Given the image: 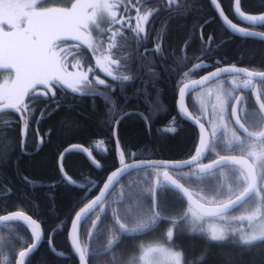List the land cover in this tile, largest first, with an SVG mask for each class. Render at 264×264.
<instances>
[{"label": "trees", "instance_id": "obj_1", "mask_svg": "<svg viewBox=\"0 0 264 264\" xmlns=\"http://www.w3.org/2000/svg\"><path fill=\"white\" fill-rule=\"evenodd\" d=\"M218 2L227 15L231 13L233 0ZM138 3L139 0H128L117 17L120 22L107 21L99 37L98 49L102 58L99 63L89 48L72 41L63 42L66 56H62L61 61L64 71L75 76L79 72H82L79 76L87 74L85 83L90 91L80 93L57 86L54 98L36 97L29 114L23 151L19 125L16 124L21 119L20 114L14 109L0 107V215L23 211L40 224L44 235L43 242L28 256L25 264H78L67 239L71 219L97 194L98 185L120 162L132 160V155L146 156L136 159H184L186 157L179 156L190 148L193 150V128L183 125L172 136L161 132L159 127L165 115L174 111V81L178 66L181 63L183 67L187 66L204 53L208 35L211 34L214 40L210 49L219 60L242 61L259 70L264 69L263 46L257 41L229 36L209 0H169L170 4L165 5L163 0H147L146 7L160 8V11L150 16L147 30L141 34L133 31L137 26L134 7ZM169 7L171 11L167 10ZM242 7L246 14H256L264 9V0H242ZM144 10L147 9L141 12ZM160 37L162 51L155 49L141 53L154 43L158 45ZM104 65L117 79L102 70ZM124 76L130 80H123ZM96 79H103L106 84L99 85ZM124 113L118 135L127 155L121 161V149L117 151L113 140V125ZM41 138L43 144L38 150ZM101 140L105 143L99 144ZM70 145L83 147L88 155L70 150L63 157L68 176L82 185L80 188L65 182L58 169V157ZM92 159H96L101 167H95ZM148 177L142 179L147 180L148 190L143 187L141 177L133 174L116 185L100 208L104 211H98L100 218L87 243L89 225L81 227L80 240L87 252L88 264H109L114 259L130 264L142 247L166 239L171 224L177 229L188 219L183 201ZM131 192L145 198L146 206L136 214H125L117 199ZM161 210H168L169 216ZM114 220L123 221L127 228L135 227L136 230L117 232ZM157 221L159 224L152 229ZM145 222L147 229L137 227ZM3 226L6 229L0 227V259L5 255L8 264H13L17 250L22 243L31 242L32 235L21 222ZM110 230L116 231L111 245L108 244ZM180 232L169 245L182 252L184 264H264V239L247 245L214 243L192 233L183 235L185 233ZM50 235L54 250L63 257L48 247Z\"/></svg>", "mask_w": 264, "mask_h": 264}, {"label": "rangeland", "instance_id": "obj_2", "mask_svg": "<svg viewBox=\"0 0 264 264\" xmlns=\"http://www.w3.org/2000/svg\"><path fill=\"white\" fill-rule=\"evenodd\" d=\"M41 2L43 3L44 0H41ZM81 2L82 0H45V6L38 7L35 5V0H0V26L3 29L0 31V64L3 63L6 55H14L21 62L44 71H59L63 78L71 84V86H58L71 91L75 88V91L80 93H88L90 88L85 83L87 80H78L83 76H79L82 72L75 76L73 74L69 75L63 69L64 63L62 64L61 59L62 56H66L63 54L65 49L63 42L72 41L84 46V48H89L93 53L94 60L97 62L102 59L98 49L100 45L99 37L107 21L112 19L101 13L95 21L89 22L86 28L76 31L75 24L78 20L76 9ZM127 2L128 0H116L118 14L121 13V8ZM69 7L73 9L71 13L66 11ZM4 71L11 72L12 69L10 67H6L4 70L0 69V83L5 78L3 76ZM260 167H264V165H259L258 171ZM147 174H150V177L155 176L152 172L147 173L145 171H139L134 175L141 177L142 180ZM209 174L185 179L187 185L192 184L194 189V191L191 190L192 193L197 195V198L199 196L198 199L202 201L218 203L243 190L244 181L240 179L239 175H235L231 171L226 176H221L219 172ZM150 177L148 178L152 182ZM259 181V192L264 194V174L259 176ZM141 183L145 189H149L147 180L144 179ZM157 183L162 184L163 182L160 180ZM117 200L120 201L121 209L125 214H136L146 206L145 198L133 192ZM257 206H261L264 210V200H261L254 192L239 209L216 219H201V217L197 219L193 212L186 208L188 219L183 220L181 225L177 226V229L171 224L167 231L172 229L174 235L178 234L179 231H182L181 234L185 233L183 235L192 233L195 236L204 238L207 242L253 244L264 238L248 243L242 241L250 240L253 236H259L264 232V216L259 220L258 216L256 219H239V217L248 216L250 211ZM161 211L169 216L168 210ZM174 221V224H176V220ZM213 233L223 236L224 239L211 241L209 237ZM166 240L168 242H165ZM169 243H174V241L166 237L164 240L142 247L137 258L132 260L130 264H175V258L169 257L166 253H175L180 250L169 245ZM151 248H162L166 252H148ZM146 252H148V255L145 257ZM179 259L180 264H184L183 254Z\"/></svg>", "mask_w": 264, "mask_h": 264}, {"label": "snow or ice", "instance_id": "obj_3", "mask_svg": "<svg viewBox=\"0 0 264 264\" xmlns=\"http://www.w3.org/2000/svg\"><path fill=\"white\" fill-rule=\"evenodd\" d=\"M212 4L215 5L217 8L220 7L219 4H217V0H211ZM147 0H139V3L134 7V10L137 12V15L135 17L137 21V26L133 30L135 33H144L146 32V25L149 21L150 16H154L157 12L160 11V8L152 9L150 7H146ZM164 5L170 4L169 0H163ZM35 5L38 7L45 6V0L42 3L41 0H35ZM142 9H147L141 12ZM168 11H171V8L169 7L167 9ZM66 11L72 12L73 9L71 7L67 8ZM235 11L236 13L245 21H249L253 24L257 22L264 23V14H261L259 16L255 15H249L246 14L242 7V0H235ZM76 13L78 16L77 23L75 24V30L79 31L81 28H86L89 24V22H93L96 20V18L101 14H105L106 16L110 17L112 20L116 22H120L117 20V17L119 16V12L117 10V3L116 0H82V2L78 5L76 9ZM221 16H224V13L220 12ZM225 23H229L227 18H225ZM233 31L240 32L243 35H249L248 32H246L244 29L240 28L238 29L236 25L231 24L230 25ZM2 26H0V31H2ZM156 51H162V46L160 44L157 45ZM99 63V61H98ZM111 63H116V61H111ZM6 67H10L12 69L11 72H3V76L5 77L3 79V82L0 83V107L4 109H14L17 113L20 114L19 120H17L16 124L19 125V132L21 133V136H19V142L21 146V150L23 151V146L26 141L27 137V128H28V121H29V114L31 112L32 108V102L34 99L38 96H43L45 99L48 98H54L56 95V90L58 85H68L71 86L70 82L68 80H65L63 78V75L57 72H48L44 71L42 69H39L33 65L21 62L18 60L14 55H6L4 57L3 63L0 64V69L4 70ZM102 70L106 72V74L113 79H117L116 76H113L112 72L107 69L106 65L102 67ZM241 71L245 72L248 77L253 76H260L262 79H264V72H253V71H247L245 69H217L216 71H213L209 73L208 75H205L202 79L203 81L207 82L213 77H216L220 74L221 71ZM88 76L87 74H84L82 77L78 78L80 81L87 80ZM123 80H130L128 76H124ZM96 83L99 85H105L106 81L103 79H96ZM194 83H197L194 81ZM247 83H251V81H246ZM39 85V86H37ZM76 89L73 88V91ZM184 88L180 89V92L183 93ZM108 97L105 96V99ZM235 100V106L233 107L232 101V123L225 126V131H227V128L230 126L232 130V138L233 142H235L237 145H239L242 141L245 140V137L250 138L246 143L251 148H254L256 151H245L244 149H241L240 152L242 153L239 156L236 155H229V156H223L220 157V159L213 161L210 164L202 165L201 171H205L206 169H211L213 164H221L223 162H228L233 165H238L241 167V176L240 179L244 181L245 187L243 190L239 193V195L235 198V200H230L226 204L219 205V207H216L212 209L211 211H208L204 214L207 215H218L222 212H225L229 207L232 206L233 203H236L240 200H243L249 193L256 192L257 196L260 197L261 200H264V194H261L259 192V176L261 174H264V167H260V170L258 171L259 165H264V95H260L258 97V114L256 117H254L249 122H244L243 116L245 113V107H243V99L240 97H234ZM146 119V117H145ZM23 123V128L21 129V124ZM150 125V121H149ZM118 127H119V121L116 122V128L113 130L114 136L117 140V148L121 149L120 152V158L121 161L123 158L127 155L126 152L122 150L123 146L119 143V135H118ZM201 127V133L204 132V125L203 123H200ZM172 133H175L176 129H170ZM215 130L213 131L212 135L215 136ZM22 137V138H21ZM99 144H104L105 141L101 140L98 142ZM43 144V140L41 138V144L37 146V149L39 150V147H41ZM200 144L202 147L207 146V141L205 140L204 136L201 135L200 138ZM197 155L200 154L201 148L196 149ZM67 155V153L61 154L60 158L58 159V166L60 169V172L62 174V177L67 179L69 183H72V180L70 177H68L66 168L63 164V157ZM195 159V157L193 158ZM91 163L97 167L100 168L101 165L96 159H92ZM127 167V166H126ZM115 174V172L113 173ZM163 176L166 180L170 181L176 188H179L182 192L187 195V192L185 189L181 187L180 184H178L174 179H172L169 176V173L167 171L163 172ZM109 180H111V176L108 177ZM109 185L107 183L104 184V188L107 189ZM11 192V191H10ZM9 192V193H10ZM158 206V200L156 201ZM100 204V197H97L95 200H93L91 203L87 204L85 208H81L79 211L76 212L75 220L72 221V228H77L78 224L77 222L80 220V216L83 212L87 211L88 209L97 208L98 211H104L103 209L99 208ZM204 206L201 205V208ZM158 210V207H157ZM259 214V215H258ZM193 215L196 216V218H199V215H197L196 212H193ZM258 216V220L264 216V210H262L261 206H257L252 211H250V214L248 216H241L239 219H256ZM100 216L96 217V220H98ZM0 220L2 221H15V220H24L28 223H35L34 220H32L28 215H26L23 211H13L5 215H0ZM96 220L92 221V227L95 226ZM114 223L116 226H118L117 232H126L127 226L124 224L123 221H119L117 223V220H114ZM159 224V221H157L153 226L152 229H154ZM140 229H147L146 226L141 225ZM91 235V232L89 233ZM166 237L169 240L175 239L174 233L172 229L168 230L166 232ZM259 238H264V232H262L259 236H253L250 240H243V243H248L251 241H255ZM41 239L40 236L33 237V240L39 241ZM209 239L211 241H221L224 239L223 236L217 235L213 233ZM24 242L22 243V247L17 250L16 252V258L14 261V264H25L26 258L38 247V243L33 242ZM49 243H51V239L49 240ZM75 251L79 254L80 264H85V250H83L81 247L77 244H74ZM148 252H166L165 249L162 248H151L148 250ZM148 252L145 253V257L148 255ZM169 257L175 258V264H180V256L177 255V252L166 253Z\"/></svg>", "mask_w": 264, "mask_h": 264}, {"label": "flooded vegetation", "instance_id": "obj_4", "mask_svg": "<svg viewBox=\"0 0 264 264\" xmlns=\"http://www.w3.org/2000/svg\"><path fill=\"white\" fill-rule=\"evenodd\" d=\"M258 1V0H255ZM216 13V12H215ZM225 16L236 26L246 30L249 33L248 37H238L231 32H229L222 24L224 29L229 33V36L237 37L242 39L243 41H257L264 48V41L262 39H257L255 36L257 34H261L264 36V23H261L257 26H247L243 24L235 15L233 11V5L231 13ZM264 14V9L256 14H249L259 16ZM217 15V14H216ZM219 19V17H218ZM220 22V20H219ZM221 23V22H220ZM199 37L201 42H203V36L199 33ZM159 38V37H158ZM213 37L212 35H208V44L204 50V53L199 55L192 62L188 63L187 66L183 67V63L178 66V73L175 75L174 81V111L165 115V120L160 125V131L168 133L169 135H175L179 132L183 125H188L194 130V148L179 157H186L184 159H163L168 161H180L186 160L191 157H203L200 158L193 166L185 170H175L173 168H163V169H150L149 171L156 174L157 178L163 180V172L167 171L170 176L176 178L179 182H182L186 185L185 179H191L194 176H205L210 175L213 172H219L221 176H226L230 171L235 175L241 176V167L238 165L224 166L221 168H216L211 171H201L202 165H207L220 159L223 156L236 155L239 156L242 153L241 149L245 151H256L254 148L248 146L246 141L250 138L245 137V140L242 141L239 145L233 142L232 138V130L230 126L225 131V126L227 123L229 125L232 123V105L235 106L234 97H240L243 99V107H245V113L243 116L244 122H249L258 114V97L260 95H264V79L260 76L248 77L246 73H234L231 71H221L217 77H213L209 81H203V77L208 75L209 73L216 71L217 69H228V68H239L245 69L247 71L253 72H264L263 70H259L258 67L253 66L252 64L243 63L242 61H221L216 58L214 54V50L210 49L212 47ZM159 44H162V37L159 39ZM157 47L156 43H154L153 47L145 48L141 53H146L149 50H155ZM213 48V47H212ZM256 64V63H253ZM251 81V83H245L246 81ZM199 82V86L189 92L184 99L183 111L188 114V116L200 126V123L204 125L205 132V140L207 141V146L202 147L200 144V130L194 126L191 122L187 121L182 117L181 112L178 111L177 108V95L179 89L191 82ZM126 113L120 115L122 118ZM118 116L117 119L120 117ZM121 118V119H122ZM120 119V120H121ZM116 122V121H115ZM114 122V125H115ZM120 122V121H119ZM113 125V126H114ZM175 128V133H172L170 129ZM215 130V136L212 135ZM166 134V135H168ZM201 148V152L197 155L196 149ZM192 150V151H191ZM134 157L132 160H136L135 157H146V156H131ZM144 159V158H138ZM144 171L146 169H143ZM192 175V176H191ZM97 185V183H96ZM101 185V184H100ZM98 185V187L100 186ZM190 185V186H189ZM188 188H192V184H189ZM166 188L169 187L165 184ZM245 184H243V188ZM170 189V188H169ZM194 190V189H193ZM179 198H181L179 196ZM222 202V201H220ZM89 223V220H88ZM3 229H6L4 226H0ZM44 240V239H43ZM42 240V242H43ZM41 242V243H42ZM49 247V244H48ZM16 258V254H15ZM14 258V261H15ZM0 264H8L7 257L4 255L2 260L0 259ZM14 264V262H13Z\"/></svg>", "mask_w": 264, "mask_h": 264}, {"label": "water", "instance_id": "obj_5", "mask_svg": "<svg viewBox=\"0 0 264 264\" xmlns=\"http://www.w3.org/2000/svg\"><path fill=\"white\" fill-rule=\"evenodd\" d=\"M210 2V5L212 6L214 12H216L217 16L219 17V20L221 22V24L229 31L231 32L232 34L238 36V37H248L249 35H243L241 34L240 32H237V31H233V29L231 28V24H233L224 14V16H221L220 15V12L222 10L221 7L217 8L215 5L212 4L211 0H209ZM217 4L218 1H217ZM233 11L236 15V17L245 25L247 26H257V25H260L262 22H257L255 24L249 22V21H245L244 19H242L235 11V0H233ZM224 13V12H223ZM225 18H227L228 22L229 23H225ZM237 27V26H236ZM238 29H240L239 27H237ZM246 31V30H245ZM247 32V31H246ZM257 39H262L264 41V36L261 35V34H257V36H255ZM228 69H239V68H228ZM231 71V70H229ZM231 72H234V73H245V72H241V71H231ZM217 77V76H216ZM199 86V82L197 83H194V82H191V83H187L185 85H183L181 88H184V91L183 93L180 92V89H179V92H178V95H177V108H178V111L181 112V115L183 118H185L187 121L191 122L194 126H196L199 130H200V134L204 136L205 138V132L201 133V127L196 124L189 116L188 114H186L184 111H183V106H184V99L186 97V95L191 92L192 90L196 89L197 87ZM123 116V115H122ZM122 116H120L117 120V121H120V119L122 118ZM116 122H115V125H114V129L116 128ZM205 131V130H204ZM114 134V132H113ZM114 138V141H115V144H116V149L118 152H120V149L117 148V140L115 138V136L113 137ZM83 147L79 146V145H70L68 147H66L64 150H62V152L60 153L58 159L60 158L61 154L63 153H67L68 151L70 150H78V151H81ZM194 158V157H193ZM193 158H190V159H186V160H181V161H168V160H162V159H139V160H135V161H130V162H127V163H122V164H119L117 168H115L113 171H111L105 178V180L101 183V185L99 186V189H98V192L97 194L91 199L89 200L87 203H85L81 208H85L87 206V204L91 203L93 200H95L97 197H100V204H99V208L100 206L102 205V203L104 202L107 194L112 190V188L122 179L124 178L126 175H128L129 173L131 172H134L136 170H139V169H143V168H173L175 170H181V169H186L190 166H193L196 161H198L200 158H203V157H195V159ZM58 163V162H57ZM225 165H233V164H230L228 162H223L221 164H213L212 168L209 170L207 169V171H211V170H214L216 168H220L222 166H225ZM127 166V167H126ZM58 169H59V166H58ZM115 172V174H113ZM59 173H60V176L61 178L66 181L67 183L68 180L63 178L62 177V174L60 172V169H59ZM111 176V180L108 179V177ZM170 176V175H169ZM69 177V176H68ZM172 179H174L178 184L181 185V187L183 189L186 190L187 192V195H185L184 192H182L179 188H176L170 181L166 180L163 176V180L164 182L170 187L172 188L174 191H176L180 196L181 198L183 199V201L188 205L189 208H191L194 212L197 213V215H199L200 217H203V218H215V217H218V216H221L223 214H227V213H230L234 210H236L237 208H239L246 200H248L250 198V196L253 194V192L249 193L243 200H240L236 203H233L231 207H229L225 212H222L218 215H207V214H204L208 211H211L212 209L216 208V207H219V205H222V204H226L228 203V201L230 200H235L236 197L228 200V201H225V202H222V203H219V204H215V205H208V204H205V203H202L200 202L196 197H194V195L184 186L182 185L178 180H176L174 177L170 176ZM72 180V179H71ZM107 183L109 185V187L107 189L104 188V184ZM70 185L74 186V187H82V185L76 183L75 181L72 180V183H69ZM201 205H203L204 207L201 208ZM80 208V209H81ZM79 209V210H80ZM78 210V211H79ZM97 211V208H92V209H88L87 211L83 212L80 216V220L77 222L78 224V227L77 228H72V221L75 220V215L73 216V218L71 219V222H70V225H69V229H68V232H67V239H68V242H69V245H70V249H71V252L72 254L76 257L77 261H78V264H80V259H79V254L75 251V247H74V244H77L78 243V246L80 247V243H79V232H80V229H81V226L82 224L93 214ZM8 214V213H7ZM26 214V213H25ZM27 215V214H26ZM30 217V216H29ZM31 218V217H30ZM32 219V218H31ZM33 220V219H32ZM96 220V218L94 219ZM17 222H22L23 224L27 225L30 230H31V233H32V236L34 237L35 236H40L41 239L39 241H35L33 240V242H36L38 243V246L41 244L42 240H43V232H42V228L40 226V224L38 222H36L35 220V223H28L27 221H24V220H15ZM8 222H14V221H2L0 220V225L1 224H4V223H8ZM97 223H98V220H96V224L95 226L92 227L91 225V235H92V232L93 230L96 228L97 226ZM90 235V236H91ZM51 239V235H50V238L49 240ZM49 240H48V244H49V248L50 250L58 255V256H64L63 254H60L58 253L57 251L54 250L53 246H52V242L49 243ZM38 248V247H37ZM36 248V249H37ZM35 249V250H36ZM34 250V251H35ZM86 256H87V253L85 255V264H88L87 263V260H86ZM27 259V258H26ZM26 262V261H25Z\"/></svg>", "mask_w": 264, "mask_h": 264}, {"label": "clouds", "instance_id": "obj_6", "mask_svg": "<svg viewBox=\"0 0 264 264\" xmlns=\"http://www.w3.org/2000/svg\"><path fill=\"white\" fill-rule=\"evenodd\" d=\"M117 223H119V220H117ZM142 225H144V226H146L147 225V222H145L144 224H142ZM141 225H138L137 227H140ZM136 229H135V227H133V228H127L125 231L126 232H128V233H132V232H134ZM110 234H111V238L108 240V244L109 245H111L113 242H114V240H115V237H116V231H114V230H110ZM177 255L178 256H181L182 255V253L180 252V251H177ZM109 264H124V262L123 261H121V260H112V261H109Z\"/></svg>", "mask_w": 264, "mask_h": 264}, {"label": "bare ground", "instance_id": "obj_7", "mask_svg": "<svg viewBox=\"0 0 264 264\" xmlns=\"http://www.w3.org/2000/svg\"><path fill=\"white\" fill-rule=\"evenodd\" d=\"M165 21V20H164ZM165 23V22H164ZM158 30V29H157ZM162 33V32H161ZM156 37V36H155ZM158 38V37H157ZM114 130V128H113ZM113 137H114V134H113ZM114 140V139H113ZM117 167V166H116ZM66 182V181H65ZM73 187V186H72ZM87 189V188H86ZM111 206V205H110ZM111 214V213H110ZM171 220V219H170ZM191 235V234H190ZM103 237V236H102ZM100 243V242H99ZM136 244V243H135ZM101 254V253H100Z\"/></svg>", "mask_w": 264, "mask_h": 264}]
</instances>
